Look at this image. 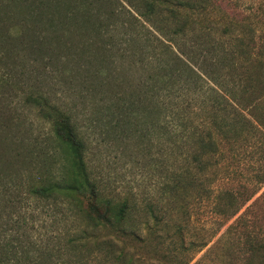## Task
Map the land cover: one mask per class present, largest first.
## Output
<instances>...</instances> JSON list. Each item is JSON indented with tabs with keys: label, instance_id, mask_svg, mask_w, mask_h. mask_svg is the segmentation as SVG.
Instances as JSON below:
<instances>
[{
	"label": "rangeland",
	"instance_id": "1",
	"mask_svg": "<svg viewBox=\"0 0 264 264\" xmlns=\"http://www.w3.org/2000/svg\"><path fill=\"white\" fill-rule=\"evenodd\" d=\"M215 1L214 21L222 14L225 21L249 22L262 45L264 0ZM59 2L71 8L67 22L79 24L56 20L52 8ZM134 21L143 36L164 38L126 0H0V165L11 175L0 177L1 264H264V183L221 178L212 196L171 191L185 147L174 143L180 123L166 104L194 100L160 81L162 64L151 45L133 46ZM77 25L87 32L81 35ZM59 28L66 33L63 46L55 38ZM103 47L106 55L95 56ZM139 52L143 68L133 65ZM249 65H237L236 77L246 88V111L256 107L264 121V88ZM130 76L171 119L130 109ZM39 95L73 116L103 194L131 204L121 228L90 222L69 198L32 192L44 181L40 174L59 175L66 164L35 102Z\"/></svg>",
	"mask_w": 264,
	"mask_h": 264
},
{
	"label": "trees",
	"instance_id": "2",
	"mask_svg": "<svg viewBox=\"0 0 264 264\" xmlns=\"http://www.w3.org/2000/svg\"><path fill=\"white\" fill-rule=\"evenodd\" d=\"M126 1L140 18L164 37L155 36L152 39L143 36L144 32L137 28L134 21L131 24L135 33L130 36L133 46L151 45L155 59L162 64L156 72L160 81L170 84L171 89L178 86L182 93L194 100L193 105H185L182 101L178 104L167 101L166 104L175 112L176 118L173 119L180 123V133L174 136V143L180 142L185 147L180 153L185 165L183 163L180 169L173 171L171 177V191L175 197L179 193L200 196L208 193L212 196L215 193L213 184L221 178H236L255 187L263 184L264 121L256 113V107L246 111V88L236 77V66L249 63L264 88V42L262 45L258 42L253 25L245 21H225L222 14V21H214L213 12H220L215 0ZM52 9L61 25L79 24L67 22L71 12L68 3L59 2ZM130 14L140 22L131 10ZM86 16H89L88 13L84 18ZM84 22V28L88 29L91 26L89 21ZM141 26L151 32L144 23ZM75 27L82 30L81 35L87 32L80 25ZM55 34L63 46L65 30L56 29ZM173 44L178 45V50L173 48ZM89 46L97 47V42L91 41ZM105 47L95 56L106 55ZM133 56V65L143 68V53ZM158 68L155 63L154 69ZM150 74L152 79L157 78ZM130 78V109H142L149 113L157 111L163 114L164 121L167 117L171 119L170 115L162 112L166 109L159 105L153 94L141 92L144 83ZM35 102L51 123L55 139L65 154L66 164L64 173L61 171L59 175L50 169L40 174L44 181L34 184L32 192L44 197L69 198L90 222L121 228L132 215L133 208L127 201H115L105 196L92 178L86 160L87 144L73 116L51 105L42 95ZM175 104L177 107H174ZM11 155L12 152L6 160L11 159ZM3 159V155L0 156V163ZM2 176L11 175L6 174L0 165ZM213 197L215 199L216 195Z\"/></svg>",
	"mask_w": 264,
	"mask_h": 264
}]
</instances>
